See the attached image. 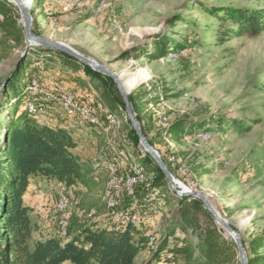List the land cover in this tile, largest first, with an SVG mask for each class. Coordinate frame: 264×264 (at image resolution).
Wrapping results in <instances>:
<instances>
[{"label": "rangeland", "instance_id": "374dc122", "mask_svg": "<svg viewBox=\"0 0 264 264\" xmlns=\"http://www.w3.org/2000/svg\"><path fill=\"white\" fill-rule=\"evenodd\" d=\"M9 5L20 19L17 8ZM198 6L256 9L264 8V0H34L30 13L33 33L63 43L109 67L121 76L122 86L129 76L137 79L129 95L136 98L142 123L153 139L154 146H151L161 158L178 165L177 177L173 175L176 186L179 184V189L185 192L206 194L216 212L247 244L264 231V86L259 88L264 85V31L254 37L223 38L232 25L212 18ZM157 41L164 42L162 51L166 53L159 59L154 57ZM25 46L24 34L17 46L4 38L0 28V120L4 124L10 121L22 85L35 81L40 92H26L18 110H23L26 100H35L42 110L37 117L43 119L42 123L49 119L61 121L62 112L53 98L69 89L63 88L61 80L54 77L62 70H73L63 68L54 50L43 53L45 50L41 49L45 48L32 44L22 55ZM20 59L25 70L19 82L12 81L10 94L5 98L2 86L6 80L10 81ZM73 72L91 80L89 87L79 76L69 80L89 90L87 98L91 102H82L86 99L83 96L80 103L97 104L98 98L101 99V82L83 70ZM48 80L50 83L46 84ZM48 96L51 97L48 99ZM103 114L100 118L106 123ZM115 116L119 128L114 126L108 134L114 147L107 144L97 129L83 121L77 127L87 129L97 144L95 148L98 152L101 150L88 161L89 165L99 164V170L105 173L103 167L117 149L129 159L119 164V173L131 176L132 168L142 167L140 160L146 155L139 142L137 146L133 143L127 130L126 112L118 108ZM185 117L195 122L210 120L211 130L188 136L180 143L166 137L164 131ZM231 120L244 122L248 130L239 132L228 124L221 132L215 124ZM203 170L208 172L202 174ZM152 178V174H146V181L136 188L145 186ZM46 183L37 189L44 199L31 214L39 237L49 234L66 240L58 223L69 222L71 216L85 225L103 228L113 226L121 217L135 215L142 220L146 237L151 235L157 239L139 254V264L148 261L157 264L152 260L151 250L163 237L179 201L192 198L177 197L167 183L161 188H149L151 199L144 205L138 202L142 193L137 196L135 191L132 199L121 191L116 198L115 215H111L105 204L104 174L99 178V187L87 197H83V188L80 195L77 188ZM62 195L69 197L70 205L58 210L56 204ZM133 209V214L126 215ZM223 232L224 237L231 239Z\"/></svg>", "mask_w": 264, "mask_h": 264}, {"label": "trees", "instance_id": "16d2710c", "mask_svg": "<svg viewBox=\"0 0 264 264\" xmlns=\"http://www.w3.org/2000/svg\"><path fill=\"white\" fill-rule=\"evenodd\" d=\"M9 4L0 0V28L6 40L19 46L23 40V29L19 26V16L14 14ZM198 8L204 9L212 18L232 25V29L229 27L223 38L254 37L264 31V8ZM157 42L154 57L159 59L166 53L162 51L164 42ZM41 50H45L43 53L54 52L46 48ZM55 54L60 58L64 69L83 70L101 82V101L110 113L116 115L118 108L125 112L124 103L112 79L63 53L55 51ZM24 70L23 60L20 59L13 76L2 91L5 98L10 94L12 81L15 79L19 82ZM262 86L264 85L259 88H263ZM25 88L22 85V92L14 102L15 108L10 121L4 124L0 120V130H3L0 133V264H139V254L148 248L145 226L124 222L122 218L113 226L99 228L97 225H85L76 216H71L66 229V240L55 237L33 239L37 226L31 217L33 209L24 199L31 179L39 178L60 183L69 189L77 188V194L80 195L83 188V197H87L99 187L101 174L105 176L106 194L107 176L104 171H98L74 154L77 141L69 131L37 121L24 108L22 111L18 110V104L26 94ZM128 99L142 133L150 145L154 146L153 139L140 118L135 96L130 94ZM209 121L195 122L187 117L181 118L173 122L164 133L172 141L180 143L188 136L211 130L212 124ZM215 124L221 132L226 130L224 126L228 124L239 132L248 130L244 122L235 120ZM127 130L137 146L138 138L129 122ZM163 160L171 174L177 177L178 165L174 166L164 158ZM140 162L142 173L152 174L153 178L145 186L136 188L137 196L146 193L149 188L166 186L164 174L148 155L141 157ZM207 172L203 170L202 174ZM176 206L163 237L151 250L153 261H157V264H238L235 244L224 237L223 230L204 209L200 200L184 198ZM134 212V209L129 210L126 215ZM247 244L243 241L248 264H264V231ZM151 262L141 264H152Z\"/></svg>", "mask_w": 264, "mask_h": 264}, {"label": "built area", "instance_id": "2783aa9c", "mask_svg": "<svg viewBox=\"0 0 264 264\" xmlns=\"http://www.w3.org/2000/svg\"><path fill=\"white\" fill-rule=\"evenodd\" d=\"M25 91L29 94H38L40 92V88L37 82L32 81L29 85L26 86ZM50 97L51 96H48L47 98L49 99ZM53 99L58 102L59 109L66 118H78L85 124L97 129V131L105 138L107 144L110 147H114L113 144H111V142L109 141L108 134L114 126H116V128H119V124H117L116 122V120L118 119L117 116L109 112L100 98H98L97 104H82L77 101L72 94L63 91ZM24 109L27 111L28 115L34 118H37L42 111L41 107L39 105H36L35 100L30 99L25 101ZM102 113H104L103 115L106 116V123H104V121L100 118L102 116ZM127 161H129L127 154L123 155L122 151L116 149L113 158L109 159L108 163H106V165L103 167L107 176L105 203L106 208L111 215H115L114 211L117 207L116 198L121 191H123L130 198L135 199L134 196L136 186L146 181V174L142 173L141 167L132 168L135 176L134 174L129 176L127 173H119V164L125 163ZM95 168L100 171L99 164L96 165ZM137 173H139V175ZM63 188L65 190V187ZM150 199L151 198L149 192H146L142 194L138 202L144 205L148 203ZM69 205V197L67 195H62L56 204V208L58 210H64ZM91 213L92 211L89 214ZM121 218L124 222H131L135 225H140L143 223L135 215H132L128 218ZM58 225L61 233L66 235V229L69 225L68 220H62L58 223ZM147 240V246L149 248L156 243L157 239L155 238V236L150 235Z\"/></svg>", "mask_w": 264, "mask_h": 264}, {"label": "water", "instance_id": "95a60500", "mask_svg": "<svg viewBox=\"0 0 264 264\" xmlns=\"http://www.w3.org/2000/svg\"><path fill=\"white\" fill-rule=\"evenodd\" d=\"M6 1V0H5ZM7 2V1H6ZM8 3V2H7ZM21 8V14L20 18L23 17L22 20V28H23V34L26 41L25 50L22 52V55L25 53L26 49L30 47L32 44L35 46L43 47L46 49L54 50L60 53L65 54L69 58H72L76 60L81 65L89 67L91 70L100 73L106 77H109L114 82L120 97L124 103L125 106V112H126V118L130 124L131 129L134 131L135 135L138 138L140 149L143 151L144 155H148L153 163L157 165V167L162 171V173L165 176V179L167 181L168 187L171 192H173L177 197H192L194 199H198L202 202L204 209L208 211V213L212 216L214 222L225 231V233L233 240L237 252H238V258L240 264H248V258L247 254L243 245V242L240 238L239 233L234 230L226 220L222 218L221 215H219L215 208L210 203L208 197L206 194L202 192H185L182 189H179V184L176 186V179L171 174L170 170L168 169V166L163 161L159 153L150 145L148 142L146 136L142 133L140 125L138 121L135 118V114L132 110L131 104L128 99L129 91H126L124 87L122 86V78L117 73L113 72L109 67L98 63L97 61H94L90 58H87L77 51L73 50L69 46L39 36L32 31V17L31 13L28 9ZM8 83V80H6L2 86V90L5 88L6 84ZM1 90V89H0Z\"/></svg>", "mask_w": 264, "mask_h": 264}, {"label": "crops", "instance_id": "0c3cea01", "mask_svg": "<svg viewBox=\"0 0 264 264\" xmlns=\"http://www.w3.org/2000/svg\"><path fill=\"white\" fill-rule=\"evenodd\" d=\"M55 76L56 77H54V79L59 78V80H61L60 84L62 85V87L66 88L67 90L69 89L68 92H71V94L75 97V99L77 101L81 102L82 98L84 96V97H86V99L83 100L82 102H91V100L87 98L89 96L87 94L89 91L88 89L79 86V83H77V82L69 81L70 78H73L74 76H79L85 82L86 86L89 87L91 80L88 79L85 75H83L82 73L78 74V73H75V72L69 71V70H62L61 73L55 74ZM48 81H46L47 82L46 84L50 83V81L49 82ZM50 87H48L49 90L51 89ZM60 116L61 117H59V118H63L61 121H58L57 119H53V120L49 119V121L45 120L44 124L51 126V127H54V128H62V129L69 131L70 134L72 135V137L74 138V140L77 141V147L73 150L75 155H77L82 161L88 162L93 158L95 153L101 152V150H99V152H98L97 147L95 148L96 143L94 142V138L91 136V133H89V131L87 129L81 130V129H79L80 127H77L78 124H83L80 119H78V118L77 119L66 118L63 114ZM36 119H37V121H39L41 123L43 121V119H40V118H36ZM90 130H93V128H91ZM46 182L47 181L41 180L39 178L31 179L28 191L25 194L24 199H25V202L30 207H32V209H34V207L36 205H38V203L40 204V202L44 199L42 192L38 191L37 189H39L42 186H44L45 184H47ZM54 183L56 184V182H54ZM32 214H34V210H33ZM31 217H32V215H31ZM163 226H164V224L162 225V227ZM51 237L52 236L48 234V235H44V237L41 238L37 235L36 232H34V235H33L34 240H36V239L44 240L46 238H51Z\"/></svg>", "mask_w": 264, "mask_h": 264}, {"label": "bare ground", "instance_id": "6f19581e", "mask_svg": "<svg viewBox=\"0 0 264 264\" xmlns=\"http://www.w3.org/2000/svg\"><path fill=\"white\" fill-rule=\"evenodd\" d=\"M8 3L14 5L19 13L21 14V7L26 8L30 11L32 7V3L34 0H6ZM21 23L23 20V17L20 18ZM123 76V75H122ZM137 82V79L134 76H129L126 78V85L123 86L126 91H129L131 88L134 87L135 83ZM216 211V210H215ZM218 213V212H217Z\"/></svg>", "mask_w": 264, "mask_h": 264}]
</instances>
